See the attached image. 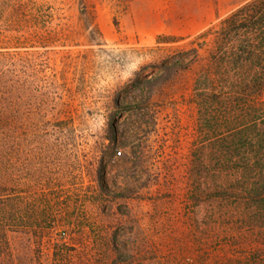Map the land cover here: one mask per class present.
Here are the masks:
<instances>
[{"label":"rangeland","instance_id":"obj_1","mask_svg":"<svg viewBox=\"0 0 264 264\" xmlns=\"http://www.w3.org/2000/svg\"><path fill=\"white\" fill-rule=\"evenodd\" d=\"M246 1L26 0L20 31L0 27L26 37L42 99L55 91L26 124L17 264H56L58 245L70 248L64 264L264 254V213L215 196L216 139L192 102L210 55L200 35Z\"/></svg>","mask_w":264,"mask_h":264},{"label":"trees","instance_id":"obj_2","mask_svg":"<svg viewBox=\"0 0 264 264\" xmlns=\"http://www.w3.org/2000/svg\"><path fill=\"white\" fill-rule=\"evenodd\" d=\"M8 1L0 0L1 30L20 31L26 0ZM1 35L0 264H17L11 239L13 232H26V124L44 116L55 91L52 81L42 99L38 84L30 82L26 37ZM200 36L209 37L210 55L195 80L192 102L200 112L205 141L216 139L219 155L213 169L220 182L215 196L252 207L256 219L264 213V0L246 1ZM58 247L56 264H64L70 248ZM198 264H264V254L207 255Z\"/></svg>","mask_w":264,"mask_h":264}]
</instances>
